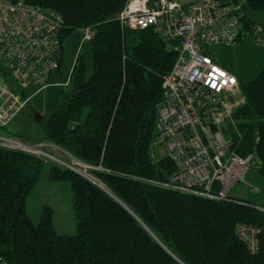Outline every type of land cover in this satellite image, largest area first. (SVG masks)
I'll return each instance as SVG.
<instances>
[{"label":"trees","instance_id":"1","mask_svg":"<svg viewBox=\"0 0 264 264\" xmlns=\"http://www.w3.org/2000/svg\"><path fill=\"white\" fill-rule=\"evenodd\" d=\"M23 1L62 17L60 62L67 36L87 28L94 32L91 71L77 58L71 92L62 93L41 123L43 141L92 167L90 175L112 196L51 163L49 180L68 182L73 192L77 233L59 235L50 207L43 208L37 224L26 212L44 159L0 148V257L9 264H264V235L256 255L237 237L240 224L264 226V213L254 204L209 200L159 185L177 171L171 159L151 158L162 79L178 57L163 32L122 31L117 16L128 0ZM245 9L247 30L248 11L263 10L264 0H246ZM238 81L245 102L232 115L227 134L236 153L257 155L264 177V69L254 80Z\"/></svg>","mask_w":264,"mask_h":264},{"label":"built area","instance_id":"2","mask_svg":"<svg viewBox=\"0 0 264 264\" xmlns=\"http://www.w3.org/2000/svg\"><path fill=\"white\" fill-rule=\"evenodd\" d=\"M245 4L246 0H197L181 6L175 0H128L117 16L122 31L161 30L178 54L162 79L156 123L155 145L166 152L159 158L177 165L171 178L159 183L163 188L231 200L232 189L245 182L252 162L258 160L255 153L243 157L233 149L227 128L245 99L237 77L208 54L216 45H234L243 35ZM63 28L57 12L23 0H0V127L29 104L23 90L45 84L59 69ZM82 32L83 41L94 35L89 28ZM43 147L57 149L0 136V148L53 158ZM263 235L264 226L243 223L237 228L238 239L251 255L259 252ZM0 264L9 263L0 257Z\"/></svg>","mask_w":264,"mask_h":264},{"label":"rangeland","instance_id":"3","mask_svg":"<svg viewBox=\"0 0 264 264\" xmlns=\"http://www.w3.org/2000/svg\"><path fill=\"white\" fill-rule=\"evenodd\" d=\"M251 13H254V11L249 10L248 15ZM257 14L264 22V10ZM259 30L262 31L261 29ZM256 32L258 33L259 31L256 30ZM260 36L263 37L262 34ZM244 42L239 43L237 48L235 45H221L214 49L223 61L231 65L238 64L239 66L241 62L240 68L242 66L244 69H249L250 64L253 62L259 70L252 76L251 80H254L264 69L263 49L259 48L262 44L255 36L251 40H245ZM242 48L246 53H241V56H239V50ZM77 58L81 59L89 73L92 65L90 43L89 41H83V32L81 30L73 31L63 40V54L59 69L50 75L49 79L43 84L44 86L33 84L23 90L24 95L29 98V105L26 109L20 111L7 126L0 127V136L17 139L29 145L46 144L43 141V124L35 122L34 116H49L62 100V93L68 94L71 92L70 75ZM249 61L251 62L250 64L248 63ZM15 89H18L17 86ZM42 149L54 159L39 155L44 159V163L38 184L26 198V212L32 222L37 224L43 208L50 207L53 211L52 224L55 232L59 235H75L77 228L72 205L73 192L71 186L65 181L49 180L50 164L56 163L69 169L73 167L84 178L98 182L89 173L92 167L72 158L61 149L46 147ZM155 151L158 157L166 155L161 146H157ZM259 169V161L254 160L245 182L237 184L232 189L231 198L250 202L264 210V177L260 174Z\"/></svg>","mask_w":264,"mask_h":264},{"label":"crops","instance_id":"4","mask_svg":"<svg viewBox=\"0 0 264 264\" xmlns=\"http://www.w3.org/2000/svg\"><path fill=\"white\" fill-rule=\"evenodd\" d=\"M179 5H181V6H187V5H189V4H191V3H194L195 1H197V0H175ZM264 10V9H263ZM263 10H259V11H254V13H251V14H249L248 15V17H249V20H251V23H252V25H251V28L250 29H245L244 30V28H245V24H244V22H243V31H244V34H246V37H245V39L243 40V41H241V42H238L237 44H235V47L237 48V46H238V44L239 43H242V42H244L245 40H251V38L253 37V36H255L256 37V39L259 41H261V46H259V48L260 49H263L262 51H263V57H264V47H263V44H264V22L259 18V16H258V12H261V11H263ZM259 29H261L262 31H260ZM256 30H258L259 32L257 33L256 32ZM260 34H262L263 35V37H261L260 36ZM260 37V38H259ZM263 38V39H262ZM245 43V42H244ZM218 46H221V45H216V46H214L213 47V55H214V57H215V59H216V61L220 64V66H222L225 70H227L229 73H231V74H233L234 76H236L237 77V79H239V78H244V79H246V80H248V79H251L252 78V76H254V74L256 73V71H259L258 69H257V67H256V65L252 62H248L249 64H250V68L249 69H244L242 66H241V68H240V65H241V62H240V65L238 66V64H236V65H231V64H229L228 62H226V61H223L219 56H218V54L216 53V50L214 49L215 47H218ZM234 47V46H233ZM240 48V47H239ZM240 52H239V56H241V53H246V51H244V49L242 48V49H240L239 50ZM242 68H243V70H242Z\"/></svg>","mask_w":264,"mask_h":264},{"label":"water","instance_id":"5","mask_svg":"<svg viewBox=\"0 0 264 264\" xmlns=\"http://www.w3.org/2000/svg\"><path fill=\"white\" fill-rule=\"evenodd\" d=\"M245 11H247L246 9H245ZM42 120H43V116H41V115H35L34 116V121L35 122H37V123H40V122H42ZM75 172H77V173H79L78 171H75ZM80 175H82L81 173H79ZM83 176V175H82ZM88 180H90L91 182H93L94 184H96V185H98L100 188H102V189H104V191H106L108 194H110L102 185H100L99 183H96L94 180H92V179H89L88 178ZM111 195V194H110ZM112 196V195H111ZM152 234V233H151Z\"/></svg>","mask_w":264,"mask_h":264},{"label":"bare ground","instance_id":"6","mask_svg":"<svg viewBox=\"0 0 264 264\" xmlns=\"http://www.w3.org/2000/svg\"><path fill=\"white\" fill-rule=\"evenodd\" d=\"M79 164V163H78Z\"/></svg>","mask_w":264,"mask_h":264}]
</instances>
